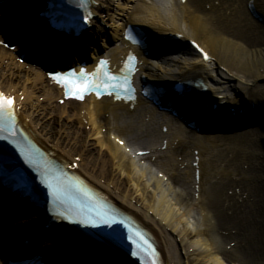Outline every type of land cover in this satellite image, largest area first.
I'll list each match as a JSON object with an SVG mask.
<instances>
[{"label":"bare ground","instance_id":"6f19581e","mask_svg":"<svg viewBox=\"0 0 264 264\" xmlns=\"http://www.w3.org/2000/svg\"><path fill=\"white\" fill-rule=\"evenodd\" d=\"M19 1L20 6L16 5L14 9V12L17 9L18 11L12 15L21 13L19 8L23 9L28 2ZM94 1L97 5L93 7V13L98 8H103L102 12L106 9L102 20L111 27L107 36L111 41L120 40V43L116 41L114 45L106 44L104 39L102 41L103 47L107 49L105 55L110 54L112 70L117 69V62L124 58L128 50L135 51L138 52L140 75L156 80L164 75L170 81L199 76L210 85L208 93L211 94L210 99L216 103H231V94L242 92L249 85L239 80L237 73L231 70L232 67L243 77L249 74L252 81L264 80V34L256 31L251 20L241 15L236 7L231 8L233 3L228 4V0H138L135 5L130 0L134 8L126 17H122L121 12H110V6L103 7L102 0ZM257 1L252 0L254 10H257ZM8 2L13 1L8 0L4 5L10 13ZM189 2L194 3L193 7L190 8ZM224 2L227 5H223ZM204 4H207L206 9ZM114 14L121 16L120 25L114 23ZM34 20L30 18L32 24L35 23ZM91 21L95 20L92 18ZM126 23L148 28L155 39L159 38L158 44L155 43L159 47L163 44L162 38L168 35H180L184 40L200 37L203 40L201 46L209 53L210 58L204 60L196 53H173L165 57L145 56L142 51H138L137 46L121 40L122 29ZM42 28L38 30L36 27L34 31H30L32 43L34 40H41ZM48 33L46 32L47 35ZM246 35L250 38H245L247 45H242L237 39H243ZM82 36L85 39L91 37L89 32ZM38 37L40 38L37 39ZM44 42L47 44L45 48L48 47L49 39ZM70 43L74 41L66 42V49L73 52L75 49ZM261 43L263 46L260 47ZM20 44L24 46L23 43ZM27 49L31 48H23L24 51H28ZM47 49L38 53L28 51V55L41 64L46 59L53 61L54 57L46 52ZM95 51L96 48L89 58H94ZM187 51L192 49L187 48ZM0 68L24 70L23 82L13 86L10 84L6 88L0 84L6 94L14 96L17 108L19 105L22 107V111L18 110L16 113L17 122L33 140L43 145L46 150H51L54 157L69 164L71 171L83 176L146 226L158 243L165 264H182L178 260L175 245L179 249H183L185 245L192 247L197 264H261L264 258V234L257 237L254 225L260 221L258 217L262 215L263 200L256 205V201L260 199L257 196L260 195L258 185H261L253 183L258 178L261 179L260 175L247 177L241 173L240 177H236L233 172L240 165L234 163V156L230 158L233 160L232 165H235L232 173H217L212 170V161L204 160L201 155V149L206 145L192 137V128L167 111H160L150 101L137 97L134 101L124 102L110 96L95 98L89 95L82 101L68 99L59 104L54 101L55 98L62 97L61 88L38 69L5 59L1 55ZM9 75L10 82L17 78ZM44 82L50 85L46 86ZM263 89L264 86L256 84L257 93H262ZM199 104L194 107H200ZM191 112L197 114L198 111ZM251 123L254 124L253 121ZM56 124L64 128L63 138L59 132L53 130ZM54 136H57V140L51 139ZM65 145L68 146L67 150ZM94 146L97 147L95 155ZM137 150L146 152L138 154ZM228 150L242 151L240 147ZM259 154L264 156L263 153ZM73 162H76V166ZM195 171L198 180H195ZM214 177L215 180H212ZM239 181L250 183L244 204L234 194V198L224 195V199L221 198L222 203L214 199L217 189H223L229 182L237 186ZM246 202L249 204L242 206ZM12 216L13 225L16 215L13 213ZM208 219L210 223H207ZM230 228L233 230L224 232ZM208 234L212 237L209 238ZM229 236L235 239L236 250L233 248L232 251V255H237L235 259H228L223 253L221 244ZM33 237L40 240V234ZM175 242L177 244L174 245ZM79 246L86 254L82 242ZM49 251L55 254V251ZM7 253L11 254V251ZM89 253L94 255L88 251L87 254ZM51 258V262H56L55 257ZM107 260L98 258L95 263L88 259H78L73 263H116L111 259ZM0 264H4V257H0Z\"/></svg>","mask_w":264,"mask_h":264},{"label":"rangeland","instance_id":"374dc122","mask_svg":"<svg viewBox=\"0 0 264 264\" xmlns=\"http://www.w3.org/2000/svg\"><path fill=\"white\" fill-rule=\"evenodd\" d=\"M102 1H103V4L106 5V7L110 6L109 7L110 12H113V11L114 12L115 11L121 12L122 17H123V16H127L128 13H130L133 10V8H134L133 5H135V2L137 0L136 1L133 0L134 4L132 6L130 3L132 0L131 1L130 0H102ZM232 1L233 0H228V4L231 3ZM259 1H261V0H259ZM193 5H194V3L189 2L190 8L193 7ZM204 5H205L204 8L206 9L207 4H204ZM223 5H227V4L225 3ZM233 7H236L239 10V12L241 13V15H243V16L247 15L249 17L247 12L245 11V1L244 0L243 1L242 0L237 1L236 6L233 5L231 8H233ZM105 10L106 9L104 8V12L101 14V17L104 15ZM114 15L116 16L115 18H113L114 23L119 24L121 16H118L117 14H114ZM249 18L251 20H253L251 17H249ZM253 21L255 22L254 24L256 25V30H264V25L262 23L255 21V20H253ZM96 25H97L96 29H101L102 34H107V31L109 32V30H110V28L108 27V24L103 22V21L101 22L100 20H98V24L96 23ZM245 38L249 39L250 37H249V35H246L245 37H243L242 40H241V38H238L237 40L242 45H245L244 44V43H246V42H244ZM196 40L200 43L203 41L202 38H200V37H196ZM99 41L102 42L101 39ZM10 43L12 45L15 44V42L13 40ZM17 46L18 45H16L15 49L10 50V49H8L7 45L3 44L1 41L0 42V50L3 52V54L0 51V55L5 59H8V60L11 59L13 61L18 62L19 64H21L23 62L27 66H31L35 69H38L40 71V73L42 74L43 70H42L41 66L39 64L35 63L32 59L23 60V61H21L19 59L18 54H17V50H18ZM261 46H263V45L260 44V47ZM9 74L17 76V78L16 79L14 78V80H12L10 82V80L8 79L9 78L8 76H10ZM23 81H24V70H19V69L18 70H16V69L15 70H4V69L0 68V84L2 85L3 88L10 87L11 85L13 86V85L21 83ZM263 83H264V80H261V79L257 80V84L264 86ZM44 84L46 85L45 82H44ZM8 85H10V86H8ZM46 86H49V85H46ZM39 97H41V96L39 95ZM54 102H58L57 99H55ZM59 104H61V103H59ZM53 130L59 132L62 138L65 135L64 128H60L59 126H57V124L55 125ZM250 133H251V135L246 136L244 138L240 137L242 134L240 135V134H235V133H231L229 136L206 134L205 136H198L197 138L202 139V140H206V141H211L212 144H209V148L204 150L203 157L205 159L209 158L210 160H212L213 170H217V171H220L223 173L224 171H230V169L235 167V165H232L230 167L231 164H229V167H227L228 165H226L227 163L233 162V160L227 162V160H229L231 158L233 153L230 154L226 150L222 149L223 146H219L220 143L224 142L226 145L231 146V147L232 146L233 147H235V146L240 147L241 149H243V151L245 153V155H242V153L235 152V154L233 155L235 158L234 163L237 165H240L237 167V170L235 169V171H234V173L236 174V177L241 175V173H243L244 176H247V177H251L254 174L256 175L257 173H258V175H264V159L261 158L259 154H257L259 152H264V149H263L264 146L262 145V143L259 140L260 139L259 133H255L253 131ZM56 134H58V133H56ZM45 135L48 136L47 134H45ZM65 138L66 137H64V140H65ZM51 139L57 140V136L56 137L54 136ZM90 141L92 143H94L92 139ZM96 148L97 147H95V146L93 147V154L94 155H95L94 152H95ZM65 149L67 150L68 146H66ZM244 160H246L247 163H240V161H244ZM250 161H251V164H250ZM236 177H234V178H236ZM249 181H250V179H249ZM253 183H259L262 186V188H261V186L258 185V191L260 192L259 193L260 195H257V196H259L260 199H258L256 201V205H257L258 203L261 202V199L263 198L262 195H264V180H261L258 178L256 180V182H253ZM230 185H231V182L228 183V186H230ZM228 186L225 185V187L221 190L217 189L218 193L216 194V196L214 198L217 202L222 203L223 202L222 199H224V195H226V196L232 195L233 190L229 189ZM248 187H249V189H248ZM234 190L236 192H239V194H236V196H238L239 200L243 201L241 203L244 204V201L246 200L245 194L250 190V183L247 184V183H242L241 181H239L237 184V188H234ZM241 192H244V193L240 194ZM244 195H245V197H244ZM262 200L264 201V199H262ZM248 204H249V202H246V204L242 205V206H247ZM262 208H263V210H261V214L263 216L260 215L258 217L259 218L258 220H260V221L255 223V225H254L255 230H256V231L255 230L254 231H255V234L257 235V237H259L261 235V233H262V235L264 234V202H263ZM229 230H233V228H230ZM207 236L210 238L211 235L208 234ZM234 240L235 239H233V237L229 236L223 242V243H225L223 245V246H225V250L223 251V253L226 255V257H228V259H235L237 257V255L234 256V255H232V252L229 251L230 249H233L230 246ZM251 241H252V239H251ZM177 242H175L174 245L177 244ZM218 244H220V243H218ZM175 246H176L175 249H176V254L178 256V260L180 262H182V264H197V260L195 258V252L193 251L192 247L188 248L185 245L183 249H179V247L177 245H175ZM262 259L263 260L261 261V264H264V258H262ZM226 262L228 263L227 260H226ZM229 264H231V263H229Z\"/></svg>","mask_w":264,"mask_h":264},{"label":"snow or ice","instance_id":"6c2138e0","mask_svg":"<svg viewBox=\"0 0 264 264\" xmlns=\"http://www.w3.org/2000/svg\"><path fill=\"white\" fill-rule=\"evenodd\" d=\"M13 110L14 102L10 98H5L2 94H0V120L5 117L11 119Z\"/></svg>","mask_w":264,"mask_h":264}]
</instances>
